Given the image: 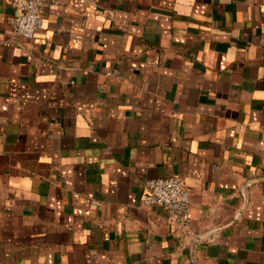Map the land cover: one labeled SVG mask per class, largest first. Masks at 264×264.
<instances>
[{
    "label": "crops",
    "instance_id": "crops-1",
    "mask_svg": "<svg viewBox=\"0 0 264 264\" xmlns=\"http://www.w3.org/2000/svg\"><path fill=\"white\" fill-rule=\"evenodd\" d=\"M11 1L0 264H264V0H46L29 41ZM171 176L185 227L141 204Z\"/></svg>",
    "mask_w": 264,
    "mask_h": 264
},
{
    "label": "built area",
    "instance_id": "built-area-1",
    "mask_svg": "<svg viewBox=\"0 0 264 264\" xmlns=\"http://www.w3.org/2000/svg\"><path fill=\"white\" fill-rule=\"evenodd\" d=\"M45 1H11L12 7L19 12L8 21L13 38L29 41L41 30L43 22L40 12ZM141 204L146 208L164 209L170 223L185 227L191 221L189 196L184 180L179 176L146 180L143 185Z\"/></svg>",
    "mask_w": 264,
    "mask_h": 264
}]
</instances>
